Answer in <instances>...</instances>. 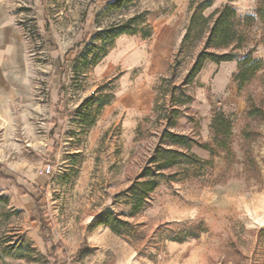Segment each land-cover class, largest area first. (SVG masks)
<instances>
[{
    "label": "rangeland",
    "instance_id": "374dc122",
    "mask_svg": "<svg viewBox=\"0 0 264 264\" xmlns=\"http://www.w3.org/2000/svg\"><path fill=\"white\" fill-rule=\"evenodd\" d=\"M112 1L12 0L35 69L29 82L33 97L22 101L18 127L4 138L6 129H0V168L6 176L0 178V264H264L257 237L264 228V117L246 128L242 118L248 97L264 111V75L238 91L232 81L237 63L229 71L228 62L206 61L185 85L204 41L189 39L180 46L188 2L138 0L118 9L109 5ZM226 2L212 0L204 14ZM255 4L232 2L238 16L252 13ZM144 11L141 32L170 20L184 25L167 63L136 58L143 38L125 34L110 46L106 41L105 53L93 64L103 53L97 33ZM257 31H249L256 40ZM253 55L264 60V39ZM52 81L58 83L59 98L51 119L55 129L47 134L43 119L49 113L29 106H52ZM92 93V112L97 99L108 104L86 126L76 108ZM174 107L179 112L173 131L202 141L209 139L213 114L224 112L233 123L237 161L243 158L239 144L246 141L244 150L257 169L245 171L235 161L228 168L222 154L193 147L201 161H208L199 170L203 177L176 169L172 177L159 179L146 208L128 217L129 207L115 196L144 165L157 141L158 121L163 125L165 109ZM108 207L132 225L128 234L97 225L96 216ZM39 219L49 227L52 245L77 254L68 257L45 243Z\"/></svg>",
    "mask_w": 264,
    "mask_h": 264
},
{
    "label": "trees",
    "instance_id": "16d2710c",
    "mask_svg": "<svg viewBox=\"0 0 264 264\" xmlns=\"http://www.w3.org/2000/svg\"><path fill=\"white\" fill-rule=\"evenodd\" d=\"M134 1L138 0H113L109 5L120 9ZM233 1L236 0H227L226 3L205 15L204 10L211 6L212 0H190L189 15L180 46H183L189 39L198 40L203 38L204 41L194 54L192 63L183 80L185 85L193 82V79L203 69L206 61L220 64L236 60L237 69L232 75V81L238 91H241L244 86L251 84L253 80L259 79L264 75V60L253 55L256 45L264 39V34L262 33L264 30V0H256L253 12L242 16L237 15L236 9L232 5ZM147 15L148 11H144L124 23L98 32L96 39L103 43V46L99 49L103 53L95 56L93 64H96L105 53L106 41H108L110 46L117 37L125 34H140L142 38L150 37L152 28L149 26L143 32L138 30L139 25L146 23ZM135 21L137 22L135 23ZM132 23H135V25H131ZM252 28H256L261 32L260 34L258 31L256 32L255 35H259L257 40L250 35L249 31ZM86 57L87 55L83 56L85 58L83 60L84 63L86 62ZM176 65V60L171 63L169 69L171 74L174 73V66ZM94 100L95 93H92L77 106L76 114L80 118L81 124L90 126L101 108L108 104L106 100L97 99V107L92 112L90 107ZM245 102L246 109L242 118L246 122L244 126L246 128L251 122L261 121L264 117V111L262 103L256 102L253 98L248 97ZM178 112L179 109L177 107L165 109L162 116L164 124L160 126L161 122L158 121L157 141L146 158L144 165L133 176L126 188L115 196L123 198V203L129 207V211L126 214L128 217H134L141 213L148 205V201L157 187L159 179L168 176L172 177V175L177 174L176 169H182L185 175L193 171L196 177H203L199 170L202 163H207L208 161H201L191 151L193 147L203 149L210 155L214 153L222 154L224 163L228 168L235 161V163L242 164L245 171H250V169L255 171L257 169L251 155H248V151L244 150L247 149L245 147H248L246 141L239 144V149L243 150V158L242 161H237L233 147L235 142L233 123L224 112L217 111L213 114L208 125L210 134L208 141H202L196 136L173 131L177 125ZM155 114L158 115V113ZM156 117L158 119L161 116ZM0 178H6L1 170ZM96 220L97 225H103L118 234H128L132 226L129 222L121 219L119 214L115 213L110 207L96 216ZM37 222L41 238L45 243L50 242L52 245L50 230L45 224V220L39 219ZM257 237L264 246V228L258 230ZM52 248L61 254H66L68 257H74L77 254L75 252L69 255L63 248L55 244L52 245Z\"/></svg>",
    "mask_w": 264,
    "mask_h": 264
},
{
    "label": "crops",
    "instance_id": "0c3cea01",
    "mask_svg": "<svg viewBox=\"0 0 264 264\" xmlns=\"http://www.w3.org/2000/svg\"><path fill=\"white\" fill-rule=\"evenodd\" d=\"M184 1L188 2V8L189 0ZM13 4L12 0H0V129H6L2 132L3 138L7 137L9 129L18 127L17 123L20 122L23 111L22 101H27L33 97L31 96L32 86L29 82L31 72L35 68H33V60H30L27 55L28 44L23 38V32L17 26V14L13 11ZM147 22H150V18H147ZM182 27H184L183 23L173 24L171 20L157 26L153 25L151 27L152 35L148 38H141L142 42L137 47L139 51L134 53L136 58L143 60L146 56L147 60H154L155 64L165 65L170 58L171 49L177 43ZM109 55L110 53H107L104 59L109 60ZM224 63L226 62L222 64ZM228 66L229 71L236 69V62L229 61ZM50 88L52 106L49 108L39 104L29 106V109L36 112L45 110L46 113H49L43 119L47 134L55 129L51 119L55 112L54 99L59 98L58 83L52 81ZM5 132L6 136L4 135Z\"/></svg>",
    "mask_w": 264,
    "mask_h": 264
},
{
    "label": "built area",
    "instance_id": "2783aa9c",
    "mask_svg": "<svg viewBox=\"0 0 264 264\" xmlns=\"http://www.w3.org/2000/svg\"><path fill=\"white\" fill-rule=\"evenodd\" d=\"M50 170V166H47L46 167V171L48 172Z\"/></svg>",
    "mask_w": 264,
    "mask_h": 264
}]
</instances>
